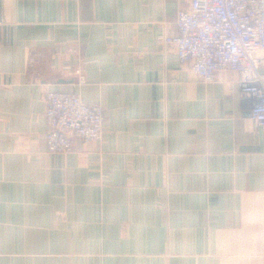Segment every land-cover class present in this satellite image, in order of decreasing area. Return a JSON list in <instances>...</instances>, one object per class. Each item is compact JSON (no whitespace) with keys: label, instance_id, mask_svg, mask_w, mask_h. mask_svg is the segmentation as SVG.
<instances>
[{"label":"crops","instance_id":"0c3cea01","mask_svg":"<svg viewBox=\"0 0 264 264\" xmlns=\"http://www.w3.org/2000/svg\"><path fill=\"white\" fill-rule=\"evenodd\" d=\"M188 3L0 0V264H264V125L165 43ZM48 90L103 138L49 152Z\"/></svg>","mask_w":264,"mask_h":264},{"label":"built area","instance_id":"2783aa9c","mask_svg":"<svg viewBox=\"0 0 264 264\" xmlns=\"http://www.w3.org/2000/svg\"><path fill=\"white\" fill-rule=\"evenodd\" d=\"M176 32L166 34V44L175 47L182 64L202 81L216 80L231 70L239 75L245 98L252 101L251 117L264 125V0H189L176 14ZM78 83L83 70H75ZM49 152L67 153L74 141L97 142L104 135V109L86 103L74 92L48 90L45 96Z\"/></svg>","mask_w":264,"mask_h":264}]
</instances>
